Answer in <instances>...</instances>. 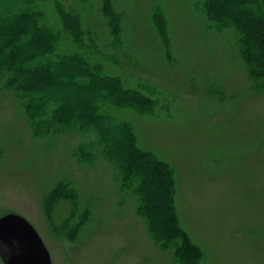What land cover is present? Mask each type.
<instances>
[{
    "label": "rangeland",
    "instance_id": "1",
    "mask_svg": "<svg viewBox=\"0 0 264 264\" xmlns=\"http://www.w3.org/2000/svg\"><path fill=\"white\" fill-rule=\"evenodd\" d=\"M61 1L100 38L108 67L155 99L116 112L173 168L174 205L202 264H264V80L250 75L233 27L216 28L204 0H115L124 32L115 47L99 0ZM120 173L96 132L36 135L13 92L1 93L0 217L27 218L52 264H178Z\"/></svg>",
    "mask_w": 264,
    "mask_h": 264
},
{
    "label": "trees",
    "instance_id": "2",
    "mask_svg": "<svg viewBox=\"0 0 264 264\" xmlns=\"http://www.w3.org/2000/svg\"><path fill=\"white\" fill-rule=\"evenodd\" d=\"M99 1L113 33L111 44L116 47L124 40L123 14L115 0ZM47 3L54 9V19L45 7ZM226 3L202 2L216 28L233 27L246 68L261 83L264 0ZM160 20L155 22L163 33ZM99 39L85 28L79 11L61 0H0V95L4 90L13 92L36 135L50 136L66 129L96 132L104 152L121 168L123 191L134 192L160 246L169 250L178 264H202L203 251L181 226L174 205L173 168L141 146L134 123L122 120L116 112L123 108L139 110L140 106L153 109L157 106L155 99L143 89L127 85L121 73L108 67ZM166 41V49H170ZM108 58L114 62L113 57ZM116 62L113 65L120 67L121 62ZM83 90L85 95L81 97Z\"/></svg>",
    "mask_w": 264,
    "mask_h": 264
},
{
    "label": "water",
    "instance_id": "3",
    "mask_svg": "<svg viewBox=\"0 0 264 264\" xmlns=\"http://www.w3.org/2000/svg\"><path fill=\"white\" fill-rule=\"evenodd\" d=\"M0 257L5 264H52L50 251L34 225L13 212L0 217Z\"/></svg>",
    "mask_w": 264,
    "mask_h": 264
}]
</instances>
